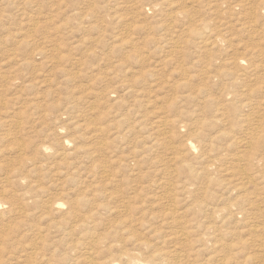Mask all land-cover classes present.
Here are the masks:
<instances>
[{"label": "rangeland", "instance_id": "374dc122", "mask_svg": "<svg viewBox=\"0 0 264 264\" xmlns=\"http://www.w3.org/2000/svg\"><path fill=\"white\" fill-rule=\"evenodd\" d=\"M252 109L264 0H0V264H264L222 209Z\"/></svg>", "mask_w": 264, "mask_h": 264}, {"label": "bare ground", "instance_id": "6f19581e", "mask_svg": "<svg viewBox=\"0 0 264 264\" xmlns=\"http://www.w3.org/2000/svg\"><path fill=\"white\" fill-rule=\"evenodd\" d=\"M153 7H155V5ZM217 40H220V39L217 38L216 41ZM242 104H243V106H246L248 109L252 108L250 106L251 104H249L245 100L242 101ZM238 125L239 126L240 125L245 126V128L243 130V135L237 136V137L232 135V133H229L228 135H229V141H230L229 146L236 145L238 148L242 149V150H238L237 153H235V154H233V153L230 154V157H235V160H237V162L239 164H237L238 166H233L232 169H228V170H230L233 173V170L236 167H238L235 170L237 171L236 175L238 176L239 182L233 183L232 180H228L226 182L228 197H227V201L225 203V206L222 207V209L225 213L224 221L227 219H231V218L234 219L236 214H239L241 219L247 220V218H252L255 223L248 225L249 230L253 234L252 239L249 241V245L252 246L253 248L261 246L260 248H262L264 250V112H261L260 110L256 111V110L252 109L251 113L247 114L244 118L239 120ZM229 132H232V130H230ZM196 133H197V131L194 130L193 134L195 135ZM65 142L66 141H64V143ZM190 146H191V148H192V146L196 147L195 145H193V143L190 144ZM47 148H49V146ZM235 160H233V161H235ZM76 170H77V168H76ZM232 173H229V177L236 176V175H232ZM78 174H79V172H78ZM74 178L75 177H71V179H74ZM90 186L92 187V185H90ZM84 187H85V185H84ZM95 187L96 186H93L92 192H94ZM88 188H89V185H88ZM106 188L107 187H105V189L102 188V191L104 192L105 197L109 196V197L115 198V196H113L114 192L108 191L107 190L108 188L107 189ZM169 188L174 189V188H176V186L174 184H172L171 186H169ZM180 188H182V191L184 193H187V194H191V192H193L191 186H188V185L180 186ZM134 190H137V189H134ZM92 192H91V195H92ZM133 193H136V191L135 192L133 191L132 194ZM137 195H138V192H137V194L130 196V198L128 200L123 199L124 201L122 202L123 203L122 207H124V208H121V210H120L121 214H123L122 213L123 210H125L126 212L129 210H131V211L136 210L138 212H144V207H143L144 205H142V202L141 203H135L136 204L135 205V204H133L134 201L133 202L130 201L131 199L138 198ZM10 196H13V195H10ZM72 197H74V196H70V198H72ZM116 199H115V201H116ZM165 199L169 200L168 197H165ZM171 200H173V198ZM171 200H169V201H171ZM81 201H83V200L80 198H77V202H76L75 206H72V202H70V206H67V207H64L63 201H58V200L52 199V198L49 199L45 203H46L47 208L48 207H49V209L55 208L56 209L55 211H61L63 213V214H61L63 216V220H67V221L72 220V223H73V225H71L72 229L74 228L73 230H77V227H82L85 223L89 222L85 216L86 214H81L78 210V208H79L78 206H79ZM245 206H246V208H245ZM63 208H65V211H62ZM218 213L221 214V212H218ZM1 214H2V212H1ZM56 220H58V219H56ZM129 226H130V223L124 222V221L122 223H120V225H119V227L122 229H124V228L128 229ZM209 228H211L213 230L211 232H209L208 234H210V233L214 234L215 232H217V233L219 232L218 228H215L212 226H210ZM72 229H70V230H72ZM68 230H69V228H68ZM179 232H181V231H179ZM173 233L176 234V232L174 231V232L170 233V234H172L170 236H174ZM213 234H211V235H213ZM208 236L212 237L210 235H208ZM208 236H206V237H208ZM1 237L2 236L0 234V242L4 241V239H2ZM100 240H101V238H100ZM208 242H212V241H208ZM213 242L216 243L217 238H215V241L213 240ZM68 244H69L68 247L70 249H75V250L82 249V247L80 246L81 241H79V240L76 242L73 241L72 243H68ZM92 245L95 247H89V248L95 250L96 245L94 243H92ZM180 246H181V244H180ZM85 249H87V248H85ZM88 251H90V250H88ZM157 253L155 254L156 256H155L154 262L152 264H162L161 259H163V258L167 259V257L171 256L169 252H168L169 254L168 253L164 254V253L160 252L161 254H163V258H162V257H160V254H157ZM176 260L179 261L178 255H177ZM115 264H118V263H115ZM221 264H226V263L221 262Z\"/></svg>", "mask_w": 264, "mask_h": 264}]
</instances>
